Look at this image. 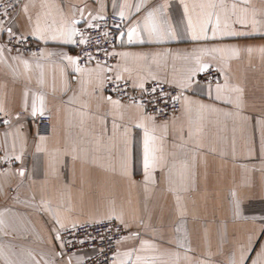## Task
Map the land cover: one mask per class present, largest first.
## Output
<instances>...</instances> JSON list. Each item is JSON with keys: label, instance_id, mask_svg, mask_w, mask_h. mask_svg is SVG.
<instances>
[{"label": "crops", "instance_id": "obj_1", "mask_svg": "<svg viewBox=\"0 0 264 264\" xmlns=\"http://www.w3.org/2000/svg\"><path fill=\"white\" fill-rule=\"evenodd\" d=\"M14 1L8 28L43 48L34 57L0 48V148L15 161L0 172V264H82L96 251L68 255L59 233L103 221L128 232L117 264H264V0ZM121 11L110 68L77 72L64 58L73 44L48 39ZM202 64L219 71L216 84L192 75ZM108 78L139 92L170 85L180 112L157 120L111 98ZM46 112L42 135L35 119ZM145 129L157 157L149 172Z\"/></svg>", "mask_w": 264, "mask_h": 264}, {"label": "built area", "instance_id": "obj_2", "mask_svg": "<svg viewBox=\"0 0 264 264\" xmlns=\"http://www.w3.org/2000/svg\"><path fill=\"white\" fill-rule=\"evenodd\" d=\"M18 9V4L14 0L0 1V29H3L0 31V48L27 57L39 56L43 48L39 41L32 37L21 40L20 36L9 35L6 31L10 20L17 14ZM5 13L7 14L5 15ZM89 24L96 25V27L89 28ZM89 24L78 28L88 42L73 44L74 56L79 57V66L101 63L108 68L112 67L117 61L114 50L119 36L124 32L125 21L118 14L111 13ZM75 39L79 41L80 36ZM86 53H90L91 58ZM219 77V71L210 68L199 76L198 81L204 85L216 84ZM105 92L111 98L142 107L146 114L161 121L177 116L181 109L180 101L176 100V97L180 98L181 92L164 83H151L139 92L128 81L108 78ZM20 115L24 114L20 113ZM6 123L7 120L0 114V128ZM35 125L39 134H47L52 125L50 114L46 112L38 116L35 119ZM14 165V159L6 156L0 148V172H4ZM127 233L121 224L115 221H103L63 229L59 233V238L63 241L65 252L68 255L83 250L96 251L82 264H117L115 262L117 245Z\"/></svg>", "mask_w": 264, "mask_h": 264}, {"label": "snow or ice", "instance_id": "obj_3", "mask_svg": "<svg viewBox=\"0 0 264 264\" xmlns=\"http://www.w3.org/2000/svg\"><path fill=\"white\" fill-rule=\"evenodd\" d=\"M209 7H215V5H209ZM235 7V5L233 6ZM137 11H139V8L137 7L136 9ZM185 10H187V8H185ZM7 13H5L6 15ZM120 16L123 18L124 17V12L121 11ZM155 12L154 11H149L148 12V17H147V21L145 23V27L149 28V21H151L152 17L154 16ZM76 23H78V21H73L72 24L70 26H68L66 29H60L58 30V34L54 33L52 34L50 37H48V39H51L53 41L56 40H63L64 43H69V44H86L88 41L87 39L83 36L82 33L79 32V30L75 27ZM191 19L189 20V24L191 25ZM243 23V22H242ZM255 23V21L253 22ZM89 28H93L96 27V25L93 24H89L88 25ZM220 28V22H219V18L217 17V21H216V30L213 32V35L216 34V31H219ZM0 31H3V29H0ZM7 33L9 35H13L12 33V29L8 28L6 29ZM150 31H155V27L152 26L150 28ZM137 32L136 28H132L129 30L128 32V39L129 42H131L133 35H135ZM42 33V29L40 28L39 23H37L36 27H35V33L34 34H39V39H45V36L41 34ZM225 34L227 35H232V36H236V35H246V33H237L235 31H228ZM105 35H107V33H105ZM80 36L79 41H77V39H75V37ZM198 37L195 34V31H193V39H197ZM27 37L25 36H21V40H26ZM233 51H237V50H233ZM249 51H251V49H249ZM86 55L89 56V58H91V54L90 53H86ZM70 64L75 66V70L77 72H81L83 71V69H81L79 67L78 61H79V57H74L71 55H65L64 57ZM209 69V65L208 64H202L200 65V67L198 69L193 70L192 75L194 76L196 74V72H205ZM119 79V77H118ZM191 81L189 80L188 84L182 85V87H188L190 86ZM140 88H143L144 85L141 83L139 85ZM226 87V85H225ZM237 91H239V89H236ZM153 91H155V89H153ZM216 91L218 93L217 95V99H220V95L219 93L221 92V87L220 85H217ZM179 97H176V100H179ZM113 103L115 104H119V101H114ZM142 106V105H141ZM36 109L33 110V115H35ZM151 119V117H150ZM141 128H144L145 125L143 123H141L139 125ZM155 140L154 136H151L148 132L147 129H145V139H144V168L146 172H149L150 169L154 168L156 166L157 163V157L154 154V150L151 148V143ZM21 175H23V172H21Z\"/></svg>", "mask_w": 264, "mask_h": 264}, {"label": "water", "instance_id": "obj_4", "mask_svg": "<svg viewBox=\"0 0 264 264\" xmlns=\"http://www.w3.org/2000/svg\"><path fill=\"white\" fill-rule=\"evenodd\" d=\"M121 35H122V34H121ZM121 35H120V36H121ZM120 36H119V37H120Z\"/></svg>", "mask_w": 264, "mask_h": 264}]
</instances>
